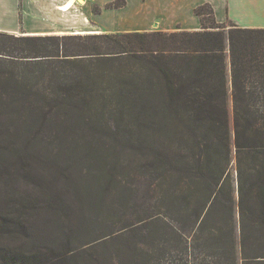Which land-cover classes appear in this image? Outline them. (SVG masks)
<instances>
[{"label":"trees","instance_id":"trees-1","mask_svg":"<svg viewBox=\"0 0 264 264\" xmlns=\"http://www.w3.org/2000/svg\"><path fill=\"white\" fill-rule=\"evenodd\" d=\"M195 14L0 32V264H264V29Z\"/></svg>","mask_w":264,"mask_h":264},{"label":"crops","instance_id":"crops-1","mask_svg":"<svg viewBox=\"0 0 264 264\" xmlns=\"http://www.w3.org/2000/svg\"><path fill=\"white\" fill-rule=\"evenodd\" d=\"M115 1L0 0V31L52 36L59 34L55 24L73 30L64 34L199 31L195 9L206 3L213 6L219 23L264 29V0H125L123 7L107 9Z\"/></svg>","mask_w":264,"mask_h":264},{"label":"rangeland","instance_id":"rangeland-1","mask_svg":"<svg viewBox=\"0 0 264 264\" xmlns=\"http://www.w3.org/2000/svg\"><path fill=\"white\" fill-rule=\"evenodd\" d=\"M125 1V0H124ZM119 2V1H118ZM123 2V1H121ZM119 4H122L119 2ZM206 18H208V16H206ZM158 22L160 23L159 19L157 20V22L154 23V25H156V27L158 26ZM47 25H52V24H49V23H45ZM70 24V23H69ZM68 24V25H69ZM64 25H67V22H65ZM56 27H58L57 29V33L59 34H55V35H52V36H84V35H98V34H103V33H94V34H91V33H86V34H64V33H71L73 30H69V28L67 29H63V25H61L60 27L58 25L55 24ZM154 29V28H153ZM156 30V29H155ZM76 31H80V30H76ZM2 32V31H0ZM64 32V33H63ZM3 33H6V32H3ZM127 33V32H125ZM8 34H11V33H8ZM11 35H15L17 37H34V36H48V35H24V36H21V35H16V34H11ZM23 191L24 192H27L28 191V188H26L25 186L22 187ZM99 230V229H98ZM95 236L97 235H92V237L94 238ZM91 237V238H92ZM114 241L115 240H112V239H107L105 240V242L101 243L100 246L99 245H96L95 246V250L93 251H96V252H103L105 250H109V249H113L116 244H114ZM103 260V258H102Z\"/></svg>","mask_w":264,"mask_h":264}]
</instances>
